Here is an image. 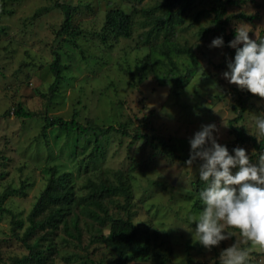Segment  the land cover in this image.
Wrapping results in <instances>:
<instances>
[{
  "label": "rangeland",
  "instance_id": "374dc122",
  "mask_svg": "<svg viewBox=\"0 0 264 264\" xmlns=\"http://www.w3.org/2000/svg\"><path fill=\"white\" fill-rule=\"evenodd\" d=\"M56 1L76 7L71 20L75 33H59L63 14L53 5ZM160 1L143 0L133 6L121 0H0V194L8 186H23V193L10 195L3 202L23 222L16 230L18 237L28 225L26 215L51 173L63 180L59 187L67 184L78 198L86 194L88 180L115 182L117 172L131 179L129 214L148 237V251L133 248L119 257L116 249L100 243V237L108 234V223L91 219L82 212L83 205L72 202L64 216L66 228L60 223L36 229L27 237L30 245L48 256L46 264H213L224 249L240 239L234 235L211 251L195 242V224L189 225L187 218L202 211L194 208V181L202 161H195L190 173L184 161L170 158L143 139L72 127L41 130L44 115L70 119L75 113L80 123L89 120L98 125H120L128 133L161 136L176 146L178 155L186 157L194 133L202 125L215 124L219 144L230 154L241 147L256 162L264 147L258 150L250 141H236L229 132L228 121L236 115L231 106L237 104L240 93L246 92L222 76L227 70L222 62L225 48L210 47L212 40L221 36L214 31L198 34L201 27L212 26V13L191 21L195 12L208 9L217 0H187L184 19L171 42L188 47L192 56L172 52L169 58L173 65L158 54V43L170 41L163 32L157 39L143 40L148 26L141 24L140 8ZM113 5L132 13L130 38L114 40L107 30L103 32L104 13ZM179 5L180 1L174 7ZM239 11L256 14V19H232L228 28L250 25L249 38L260 35L264 39V0H244L226 7L227 14ZM55 52L63 66L62 78L55 96L47 102L41 94L52 82L50 63ZM234 56L228 54L227 61ZM142 59L149 64L145 71L141 69ZM250 101L236 125L259 140L254 117L264 114V99L253 95ZM17 105L35 115L14 116L12 109ZM7 109L8 115H3ZM95 139L99 149L93 153ZM237 170L233 169V174ZM121 199L118 195L113 196V203L105 199L108 215L125 216L115 206L123 202ZM10 219V214L0 213V264L27 253L11 233ZM250 264H264V252L254 251Z\"/></svg>",
  "mask_w": 264,
  "mask_h": 264
},
{
  "label": "trees",
  "instance_id": "16d2710c",
  "mask_svg": "<svg viewBox=\"0 0 264 264\" xmlns=\"http://www.w3.org/2000/svg\"><path fill=\"white\" fill-rule=\"evenodd\" d=\"M131 3L135 6V3L139 4L143 0H121ZM180 1L178 7H174L175 3ZM244 0H217L215 5L211 7L202 8L194 13L191 21L196 22L198 18L204 13L210 11L212 13V26L211 27H201L198 34H207L210 32H218L224 41L225 53L222 57L223 64L226 65V56L230 53H235V49L229 48L228 44L232 38L235 37V27L228 28V23L230 20L235 19L239 21H254L256 19V14L246 13L244 11H239L234 14H227V5H235L242 3ZM187 0H161L160 2L145 6L140 8V13L143 16L141 21L142 26H148V29L144 32V41H149L150 39H157L159 35L163 32L170 41H163L158 43V54L167 57L170 63L173 65V60L169 58L170 53H183L188 56H192L191 50L188 47L182 46L178 42H171L175 38L176 27L183 20L184 9L187 6ZM53 5L61 11L63 14V20L60 24L59 33L62 34H72L75 33V28L71 23V20L76 11L74 5L67 3L54 2ZM133 25V15L130 12H126L118 6H112L108 8L104 13L102 30H106L110 33L114 40L120 37L130 38L132 33ZM0 30L2 28L0 27ZM105 35H102L103 44H105ZM257 40L262 39L259 35ZM171 44V45H170ZM238 47H242L239 45ZM142 71H145L148 67V61L142 59L140 61ZM62 64L60 63V55L55 52V58L50 63V71L53 75L52 82L48 86V90L45 94H41L49 102L56 94L58 84L62 78L61 70ZM121 68V67H120ZM123 71V68L121 69ZM125 71V70H124ZM140 71V72H142ZM140 75V73H139ZM246 94H239L237 104H232L231 108L236 113V115L229 119L228 128L229 132L233 134L236 141L244 142L250 141L254 148L260 150L264 147V137L259 136V140L255 139L254 136L247 135L245 129L242 126L236 125V123L242 119V114L244 109L248 104H250V99L253 97L247 90H244ZM9 110H5L3 115H8ZM14 116L21 118H30L34 116V112L25 110L20 105H17L12 109ZM75 113L70 119H63L61 117H50L47 115L43 116V124L41 127L42 132L46 129L58 126L62 128H77L80 131L90 130L92 132L99 131L101 133L115 132L122 135L130 136L132 140L143 139L144 142H149L154 148L159 149L163 154L168 155L170 158L181 159L186 162L189 156L182 157L176 153V146L173 143L166 142L161 136L149 135L147 133H142L139 131L128 133L127 129L118 125H98L87 120L85 123L78 122L75 118ZM98 139H95L92 152H97ZM48 178L45 187L39 192L38 197L33 203L31 209L26 215V220L28 225L24 229L22 236L18 237L17 228H21L23 222L21 219H17L15 214L3 206L4 200L14 194L23 193V186L20 187H10L8 186L0 194V213H6L11 215V233L19 238L22 244L26 247L27 253L21 256H13L9 258L8 264H46L48 256L43 254V250L35 249L32 245L27 242V237L32 234L36 229L43 230L47 227H57L58 224H63L64 228L67 226V221L64 218L65 215L70 210L72 202L83 205L82 212L86 214L93 220L98 221L101 224L108 223V234L105 237H100V243H104L105 246L112 249L117 256L122 257L126 255L130 249L140 250L142 248L144 251H148L147 235H143L140 232L137 224L131 219L129 214V208L132 205L133 195L131 189V179L129 175L123 174L122 172L115 173V182L103 180L98 183L88 180L84 185L87 190L86 194L80 195L76 198L73 194L72 189L65 185V188L59 187L61 183L60 177H53V174ZM194 186L196 192L202 187V182L200 181L199 174L194 181ZM121 196L120 203L118 201L115 206L119 207L125 212L124 217H113L107 214V207L105 204V199L111 203L113 196ZM88 205L93 206L92 209L87 208ZM194 208H198L199 211L203 209V205L197 201L194 202ZM46 212L42 217H39L42 212ZM71 220V219H70ZM74 226H76V220L73 221ZM68 234L71 235L70 232ZM156 253L155 255H157ZM190 264H200V263H190ZM213 264H220V259L213 261Z\"/></svg>",
  "mask_w": 264,
  "mask_h": 264
},
{
  "label": "clouds",
  "instance_id": "9594fccd",
  "mask_svg": "<svg viewBox=\"0 0 264 264\" xmlns=\"http://www.w3.org/2000/svg\"><path fill=\"white\" fill-rule=\"evenodd\" d=\"M250 25L240 24L228 47L235 49L232 61L226 63L222 76L239 90L264 99V39H250ZM242 45V47H238ZM222 37L212 40L210 47L222 48ZM260 137H264V114L254 117ZM224 127H227L223 123ZM219 132L215 124L202 125L190 138L186 169L199 160L202 187L196 198L202 211L188 216L195 224V242L207 251L222 241L240 237L220 254V264H250L253 252H264V152L255 163L246 150L236 147L229 153L217 142ZM233 169H238L233 174Z\"/></svg>",
  "mask_w": 264,
  "mask_h": 264
}]
</instances>
